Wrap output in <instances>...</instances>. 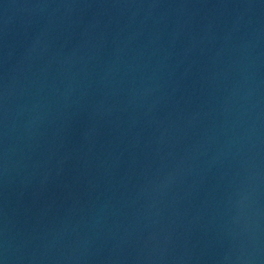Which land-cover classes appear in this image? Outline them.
<instances>
[{"label":"water","instance_id":"1","mask_svg":"<svg viewBox=\"0 0 264 264\" xmlns=\"http://www.w3.org/2000/svg\"><path fill=\"white\" fill-rule=\"evenodd\" d=\"M0 264H264V0H0Z\"/></svg>","mask_w":264,"mask_h":264}]
</instances>
